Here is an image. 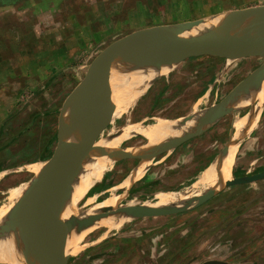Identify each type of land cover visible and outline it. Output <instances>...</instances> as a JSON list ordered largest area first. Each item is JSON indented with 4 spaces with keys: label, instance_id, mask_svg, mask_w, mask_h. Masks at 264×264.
<instances>
[{
    "label": "rangeland",
    "instance_id": "374dc122",
    "mask_svg": "<svg viewBox=\"0 0 264 264\" xmlns=\"http://www.w3.org/2000/svg\"><path fill=\"white\" fill-rule=\"evenodd\" d=\"M152 2V15L158 14L159 19L153 18L151 22L149 20L142 21L138 17L139 12L129 14L128 17L132 20L125 18L121 21L122 31L132 26L138 29L142 24L149 28L174 25L207 18L212 13H214V17L231 13L221 12L223 9L234 10L236 7H242L237 9L240 10L251 7L249 5H219L216 10L214 9L215 5L212 3L199 2L193 5L185 4V10L180 11L181 5H176L172 0H168V2H171L168 5L161 4L160 0H152ZM121 37L123 36L107 35L101 37L103 38L101 41L103 44L96 41V37H88L89 43L92 44L90 47L91 53L74 54L75 57L79 56L76 62L84 60L87 56V58L92 56L89 60L91 63L96 56L100 55L106 45ZM33 43L32 37H30L29 43L26 42V51L28 48L31 51L33 48L41 50L46 48L48 37L41 38V41L35 42V45ZM52 56L55 57L53 54ZM35 57L34 54L26 52V64L33 62ZM40 57L43 60H48L49 54L41 53ZM209 60L212 61H205L200 68L188 69L187 75L184 76H182L180 67L182 62H180L168 76L163 77V79L160 78L161 80H158L156 87L150 89L151 91L148 90L126 114L115 118L108 128H121L128 122L143 121L149 125L159 119L165 118L164 120L177 121L188 116L199 115L221 102L241 81L264 62L263 59L259 58L249 61L251 64L249 67L246 66L247 63H244L243 66L238 63L232 70L224 71L222 61ZM24 71L28 73L33 70H28L26 67ZM39 71L38 77L26 78L24 83L20 81V85L10 84V91L4 92L0 100V173H2L0 174V207L7 203L10 189L21 184L33 186L37 181L28 172L26 165L35 162H48L51 159L58 143L59 114L69 95L86 77L88 69L75 67L72 70L68 67H58L55 75L52 69L45 68ZM165 79L170 81L168 87L164 86ZM14 80L11 79V81ZM204 90H209L211 93H209L210 95L203 104L201 112L194 113V105ZM153 95L158 97L155 101L152 100ZM263 102L259 99L257 103L255 102V104L242 111L234 110L233 113L217 124L206 127L199 136L210 138V142L217 147V150L220 149L219 147H222L231 134L235 116H244L248 111H259L260 120L262 121L264 107L262 108L261 104ZM106 137L100 136L99 146L102 145ZM145 138L140 136L125 143L120 148L108 149L104 152L138 146L145 150V143L150 141ZM175 152L173 149L162 156L149 158L151 159V165L153 166L156 161L166 156H170L169 158L173 160ZM141 157V155L131 151L126 152V157H115L116 161L113 158L111 160L109 158L102 159L115 161L114 169L118 167L116 172L127 173L134 162L141 160ZM263 171L264 148L254 150L248 160L244 162L242 168L234 165L233 169L235 178L256 175ZM191 183L192 180L189 184ZM195 191L189 193H195ZM203 192L204 190L198 196L189 199L184 197L182 201L189 202L191 199L206 193ZM114 193H126L127 200L123 206L132 201L138 202V206H154L160 202V199L156 197V189L147 188V190H143V188L140 189V186H136L131 191L122 189L114 192L110 190L103 194L99 201L102 202ZM85 203L86 200L82 201L79 204L80 208H84ZM85 210L84 208L82 211L85 212ZM159 218L170 220L169 226L176 228L175 239L181 238V240L176 241L171 237L169 238V249L162 253L158 264H192L196 261H217V258H226L235 264H246L248 262L264 264V180L221 189L213 199L202 206L197 207L194 203L190 209L182 214ZM144 220V218L135 217L132 222L125 225L122 231L110 233L105 238L101 234L104 231L99 232L100 234L91 233L86 239L87 247L83 251H76L70 259L77 258L81 254L96 252L99 242L123 235L126 231L137 227L140 222H145ZM221 245H228V248L221 249L217 257L216 247ZM123 258L121 257V259Z\"/></svg>",
    "mask_w": 264,
    "mask_h": 264
},
{
    "label": "water",
    "instance_id": "95a60500",
    "mask_svg": "<svg viewBox=\"0 0 264 264\" xmlns=\"http://www.w3.org/2000/svg\"><path fill=\"white\" fill-rule=\"evenodd\" d=\"M256 14L253 22L243 30H234L231 26L215 23L216 17L189 21L174 25L148 28L129 35L105 49L96 57L86 77L73 90L65 101L59 117L58 143L55 151L43 170L42 177L32 186L29 197L23 202L34 200V207L24 216L13 218L10 223L26 222L34 229L40 246V258L36 264H68V253L72 233L95 226L103 219L116 215H132L149 218L182 214L192 207L202 206L213 199L216 189L207 191L189 202L168 209L159 207L135 206L117 210L106 208L100 214L86 218L85 214L71 216L62 220L61 215L66 203L70 202L74 177L78 176L87 160L101 158L126 157V152H133L155 158L180 147L197 137L202 129L217 124L234 111L244 92L256 81L264 80V63L241 81L221 102L199 115L183 118L195 122V126L179 141L167 144L153 152L141 146L121 148V150L94 154L82 153L74 162V153L79 147L92 142L107 129L114 119L117 104L113 99V88L120 84V91L131 93L133 80L139 68L154 60H170L180 57V62L197 57H217L229 61L248 58L264 60V6L240 10ZM99 85L102 91L97 98H88L87 91ZM264 107V104L263 106ZM200 130L201 132H196ZM264 180V171L250 176L239 177L233 185H247ZM205 264H228L221 261H209Z\"/></svg>",
    "mask_w": 264,
    "mask_h": 264
},
{
    "label": "crops",
    "instance_id": "0c3cea01",
    "mask_svg": "<svg viewBox=\"0 0 264 264\" xmlns=\"http://www.w3.org/2000/svg\"><path fill=\"white\" fill-rule=\"evenodd\" d=\"M160 1L161 4L164 3L165 5L171 3L168 0ZM172 2L178 6L181 5L180 11L185 10V4L193 5L199 2L212 3L215 5L214 9L216 10L219 5L251 6L240 10L264 6V0H172ZM152 4V0H0V100L4 92L10 91V84L20 85V81L24 83L26 78L38 77L41 69H52L54 70V75L58 67H68V69L72 70L78 67L79 69L89 70L96 58L91 63L89 60L92 56H89V58L87 56L84 60L76 62L79 56H74V54L91 53L90 47L92 44L89 43L88 37H96V41L103 44L101 42L103 38L101 37L107 35L123 36L106 45L100 52L101 54L115 42L149 28L142 24L138 29L132 26L122 31L121 21L125 18L132 20L128 17L129 14L139 12L138 17L142 21L149 20L151 22L153 18L159 19L158 14L152 15ZM238 8L242 7H236L234 10L223 9L221 12L240 11L237 10ZM208 16H214V13ZM30 37H32L34 45L35 42L41 41V38L48 37L46 48L42 50L33 48L32 51L28 48L26 51V42L29 43ZM26 52L34 54V57L36 54L38 55L33 59V62L26 64ZM41 53H48V60L41 59ZM209 59L222 61L224 63V71H226L232 70L238 63H240V66L247 63L246 66L249 67L251 65L249 61L259 58L241 59L234 62L217 57L187 59L180 65L182 76L187 75L188 69L200 68L205 61H212ZM26 67L28 70L33 71L26 73L24 71ZM11 79L15 80L11 81ZM156 83L150 88L151 90L156 87ZM164 83V86L168 87L170 81L165 79ZM251 88L252 86L249 90ZM249 90L244 94L250 92ZM206 92L208 96L211 93L209 90H204L197 100L207 94ZM156 97L157 95H153L152 100L155 101L158 98ZM259 99L262 100L261 97ZM236 107H234V110H236ZM255 131L245 138L239 147L235 165L240 168L244 166V162L248 160L254 150L264 148V115ZM233 133L232 129L231 134L227 137L222 147H219V151L210 142V138H205L206 136H199L189 140L174 149L176 152L173 160L169 158L170 156L162 157L161 160L156 161L148 169L139 181L126 190L131 191L136 186H140V189L143 188V190H147V188L156 189L157 195L160 192H174L191 187L217 154L224 150ZM180 139L181 137L176 141ZM170 143L173 142L167 144ZM140 161L142 160L134 162V165L130 167L127 173L116 172L118 167L113 169L109 175L89 190L88 197L100 196L109 192L111 188L119 187L130 176L129 174L133 172ZM191 180L192 183L189 184ZM144 219L145 222H140L137 227L126 231L123 235L114 236L99 242L96 252L81 254L77 258H71L68 264H158L162 253L169 249V238L175 239L176 228L169 226L170 220L168 219L159 217ZM175 240L180 241L181 238H176ZM226 248H228V245L216 247L215 253L217 257L218 252ZM121 257L124 258L121 259ZM216 260L235 264L226 258H217ZM206 262L196 261V263L193 262L192 264H205ZM246 264L254 263L248 262Z\"/></svg>",
    "mask_w": 264,
    "mask_h": 264
},
{
    "label": "bare ground",
    "instance_id": "6f19581e",
    "mask_svg": "<svg viewBox=\"0 0 264 264\" xmlns=\"http://www.w3.org/2000/svg\"><path fill=\"white\" fill-rule=\"evenodd\" d=\"M255 16V13L249 11L232 15L222 14L216 16L214 22L231 26L234 30H243L253 22ZM180 59L181 58L178 56H172L168 61L160 58L143 64L139 68V71L133 80L132 84L134 90L128 95H125L124 91H120L121 86L116 83L113 88V99L117 104L114 119L123 116L132 107H134L140 98L143 97L145 93L156 83V81L160 78L163 79V77L168 76L170 72L177 67L180 63ZM251 86L252 88L249 90ZM251 86L245 91L247 92L249 90L250 92L244 94L242 98L236 102V105L234 104V107L237 106L236 110L242 111L243 109L252 106L255 102L257 103L259 97H261L262 100L264 99V80H258ZM101 94L102 91L100 90L99 85H96L87 91L86 96L88 98H97L101 96ZM207 98L208 93L199 98L194 105V113L201 112L203 108L202 106ZM263 104L264 102L261 104V107ZM248 112V114L246 113L244 116H235L232 124L234 133L232 137L229 138L227 146L224 150L217 154L211 164L201 173L198 180L191 187L174 192H160L156 195V197L160 199V202L157 204L158 206L154 205L147 207L168 209L172 206H178L182 203H186L182 201V198L184 197L185 199H189L191 197L198 196L203 190L204 192L211 189L220 191L221 189L233 184L235 182L233 168L239 147L242 141L258 128L261 119L259 111ZM164 119H159L155 121V123L149 125L142 121L137 123L128 122L123 127L117 129L107 128L92 142L76 149L71 164H74L76 159L84 152L91 151L94 152V154H99L108 149L120 148L125 143H128L140 136H144L150 140L145 143L144 146L146 151L153 152L169 142H174L180 137L182 138V136L192 130L196 124L191 121L184 123L183 119L177 121ZM181 124L182 126H180ZM110 125H112V122ZM203 130L204 128L202 131ZM196 132L201 131L198 130ZM100 136H107L102 142V145H100L101 147L98 144ZM131 151L132 150H128V152ZM109 159L111 160V158ZM113 159L116 161L115 157ZM141 160L142 161H140V163L135 167L133 172L129 174L130 176H128L119 187L117 186L116 188H111L112 191L115 192L122 189H129L134 183L139 181L144 176V174L152 166L150 161L151 159L146 156H142ZM115 161H107L101 158L98 160H87L83 164L81 173L74 177L71 200L64 206V210L61 215L62 220H68L71 216L78 215V213H83L86 215L85 217L88 218L98 215L106 208L117 210L124 207L138 206V202L136 203V201L129 202V204L123 206L127 200L126 193H114L102 202L99 201V199L102 198L103 195L88 197L89 190L113 171ZM47 164L48 162H35L28 164L26 165L27 167H25L34 179L38 180L42 177L43 170ZM31 190L32 186L29 184H21L10 189L8 192L7 203L0 207V264H36L39 261L41 248L37 241L38 238H36L34 234V229L30 228L26 222H17L14 224L10 223L13 218L24 216V214H27L33 209V199H31L28 203L23 202L25 198L29 197ZM192 191H195V193H189ZM84 200H86L84 206L86 209L85 212L82 211L84 208H80L79 206V204ZM134 219L135 217L132 215L111 216L107 219L101 220L95 226L72 233L69 241L68 253L72 255L76 251H83L85 247H87L86 239L91 233L97 234L104 231L101 234L105 238L106 235H109L110 233L122 231L125 225L129 224Z\"/></svg>",
    "mask_w": 264,
    "mask_h": 264
}]
</instances>
